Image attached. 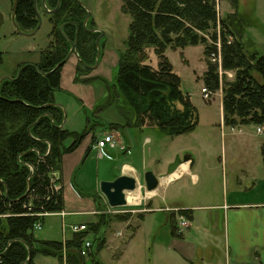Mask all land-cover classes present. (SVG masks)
I'll list each match as a JSON object with an SVG mask.
<instances>
[{"label":"trees","instance_id":"obj_1","mask_svg":"<svg viewBox=\"0 0 264 264\" xmlns=\"http://www.w3.org/2000/svg\"><path fill=\"white\" fill-rule=\"evenodd\" d=\"M58 1L46 0L48 9L58 8L53 13L46 12L51 24L50 39L38 63L21 64L11 78L0 83V264H34L38 252L58 256L61 264L63 260L64 264H85L79 250L90 232L93 248L88 257L92 264H102L98 253L105 244L102 228L108 220L103 214L87 224V231L73 234L65 242L38 240L32 233L36 214L63 210L62 190L51 189L50 173L59 171L62 155L73 152L95 130L89 117L80 134L64 129L63 111L53 99L54 92L61 90V71L71 45L76 44L79 79L81 70L96 62L99 36V32L84 28L87 12L77 0ZM229 1L236 8L237 0ZM215 3L216 0H122V10L130 23L126 49L118 61L116 97L121 96L134 113L131 125L155 126L169 136L185 134L196 127L197 109L189 95L181 91L180 78L165 50L205 45L206 36L216 41ZM15 20L21 31L34 30L38 23L34 0H17ZM219 24L222 68L233 71L234 78L221 82L216 66L209 65L203 75L204 87L211 93L221 90L224 125H264V55L247 50L236 37L228 40L235 36L234 32L224 20ZM211 50L206 49V54ZM151 52L157 58L156 67L149 63ZM2 60L0 52V64ZM5 122L15 126L14 131L1 132ZM110 126L112 130L121 127ZM68 138L71 142L65 145ZM262 154L264 161V148ZM171 216L175 230L177 220L174 213Z\"/></svg>","mask_w":264,"mask_h":264},{"label":"rangeland","instance_id":"obj_2","mask_svg":"<svg viewBox=\"0 0 264 264\" xmlns=\"http://www.w3.org/2000/svg\"><path fill=\"white\" fill-rule=\"evenodd\" d=\"M77 1L85 8L87 15L89 14L86 20L87 30L94 29L99 32L96 67L82 69L79 79L75 74V79L71 77V80L65 82V85L69 84L67 89L56 91L54 95L58 101L63 103L65 118L69 117L71 120L69 127L67 123L69 132L82 133L87 127V117L90 118L95 131L102 133L101 136L111 134L110 124H119L121 128L118 133L129 148L121 150L120 147L123 146L121 144L118 149L123 153H120L118 149H109L108 153H104L103 150L100 151L96 148L92 149L88 156H85L81 167L75 169L71 174L69 185L64 184V186L66 185L64 200L68 210L84 209L85 207L82 205L85 202L94 200L96 216L103 214L108 217L106 226L102 228L103 236L107 235L109 228L135 226L145 210L150 207V199L146 198V195L150 196V193L154 192V190L148 192L145 188L143 178L145 172L151 171L157 177L163 175L160 179L163 181L168 165L176 157H179L181 161L185 157H189V167L192 173L199 177L197 184L192 183L191 176L185 177L191 189L201 186L203 172H210V168L214 173L212 186L217 187L216 196L221 195V165L224 166L227 178L232 181L238 176L242 179V183L250 182V179L264 182V167L261 165L262 154L260 152L264 147V125L254 123L224 125L221 120L223 117L221 90L212 93L208 99L203 98L201 93V89L204 87V72L209 65L211 67L213 65L205 50L214 48L215 43L221 40L219 20H224L229 24L228 28L235 34V36H229L228 40L236 37L247 50L254 51L258 56L264 55V0H237L236 8L231 5L229 0H216L218 19L216 41L206 36L205 45H189L181 49L166 48L165 55L169 59L173 71L180 78L181 91L189 95L191 103L198 112L196 127L190 132L177 136L166 135L155 126L138 128L131 125L134 122V113L121 96L116 97L118 61L120 54L126 49L130 23V17L122 10V0ZM40 4L41 7L38 9L42 18L40 28L34 35H20L16 32L11 18L13 0H0V52L3 58L0 64V83L4 79H1L2 77H12L21 64L38 63L41 50L47 47L51 24L42 5V0H40ZM150 57L149 63L156 67V56L151 52ZM71 62L73 61L70 60L66 64L65 69L71 68L72 70L75 67ZM77 65L79 66V62ZM226 72L227 74L221 76V82L223 79L233 80L234 72L228 70ZM4 125L1 132L8 133L15 129V126L10 125L9 122H5ZM257 127L262 128V132L259 133ZM1 135L4 134L1 133ZM70 142L71 138H68L65 145ZM123 163L133 165L139 175L136 180L137 190L141 192V201L138 205L131 203L124 207L111 208L100 193L99 184L101 181L115 179ZM186 169L187 165L183 163L175 172L182 173ZM255 172L257 175L252 179L251 174ZM181 173H179L180 176ZM59 184L61 186L60 181ZM156 189L162 191L160 182ZM230 191L229 188V193ZM93 194L95 195L93 196ZM155 202H161L160 198L157 197ZM1 218L2 223L5 224V217ZM94 220L95 216L89 214L66 217V223L70 221L91 223ZM146 220L145 231L141 233L143 236L147 238V231L153 230L156 224L158 230L154 233L164 236L165 230L159 231L164 222L162 213L151 215ZM32 233L36 239L42 241H62L63 236L67 240L73 236L69 230L65 231L62 228L60 216L46 217L42 227L33 229ZM87 238L92 239L93 233H88L84 239ZM138 238H140L137 240L138 243H145L146 238L143 242L142 237ZM33 261L36 264H60L58 256L43 252L36 253ZM85 264H92L89 257L85 258Z\"/></svg>","mask_w":264,"mask_h":264},{"label":"crops","instance_id":"obj_3","mask_svg":"<svg viewBox=\"0 0 264 264\" xmlns=\"http://www.w3.org/2000/svg\"><path fill=\"white\" fill-rule=\"evenodd\" d=\"M70 60L75 67L72 70L65 69ZM78 62L79 59L75 54H71L66 60L61 71V90L59 91L67 89L69 84L65 85V82L71 80V77L75 79ZM3 78L5 77L1 79ZM53 99L65 116L63 103L58 101L55 95ZM221 120L223 122V117ZM67 123L69 127L71 120L69 117H64L62 127L66 130ZM118 131L119 129L112 130L114 144H107L102 149L104 153L109 149H118L121 144L129 148ZM101 134L95 130L90 131L73 152L63 154L61 157V166L57 175L61 183L64 214L49 216H60L61 226L65 231H70V226L73 225L89 224L72 221L66 223V217L69 215L89 214L95 216L93 222L97 219L94 200L85 202L82 205L84 209L68 210L64 200V188L69 185L68 181L74 170L81 167L85 156H88L92 149H96L95 141ZM263 148L260 151L261 154ZM118 151L120 152L119 149ZM185 164L187 169L180 172L181 176L170 180L166 175L163 181H159L160 186L162 185L161 192L156 189L150 196L145 193L146 198L150 199V207L145 210L135 226L127 225L123 228L117 226L108 229L107 235L104 236L105 244L98 253L102 264H264V185L260 186L264 182L250 179V182L242 183V179L238 176L232 181L227 178L224 166L221 165V195L216 196L217 187L212 186V176H214L212 170L209 168L210 172H203L201 186L191 189L185 177L191 176L193 184H197L199 177L192 173L188 162ZM261 165L264 167L263 154ZM256 173L251 174L252 179L255 178ZM120 175L134 178L139 176L135 167L129 163L121 165L117 176ZM157 197L161 202H155ZM181 212L187 213L184 215L187 223L185 226H180L177 221L176 229L173 230L171 214L174 213L177 220ZM158 213H162L164 218L159 231L165 230V234L159 236L154 233L158 230L156 224L153 230L147 231L146 238L141 234L145 231L146 219ZM46 217L43 219V224ZM139 236L142 237V242L146 238L145 243H138ZM63 238L62 242H65L67 239L65 236Z\"/></svg>","mask_w":264,"mask_h":264},{"label":"water","instance_id":"obj_4","mask_svg":"<svg viewBox=\"0 0 264 264\" xmlns=\"http://www.w3.org/2000/svg\"><path fill=\"white\" fill-rule=\"evenodd\" d=\"M46 0H42V5L44 7V9L46 10V12H55L57 10L58 7H56L53 10H50L46 7L45 4ZM60 2V0L58 1V3ZM16 4H17V0H13V5H12V22L13 25L16 29V32L20 35L25 34V35H34L37 30L40 28L41 23H42V18L41 15L38 11L37 8V0H34V9L37 15V19H38V23L37 26L34 28V30H32L31 32H24L21 31L16 23L15 20V8H16ZM89 14L87 15L86 20L88 19ZM84 28L87 30L86 25L84 23ZM60 29H62V26L60 27ZM88 31H96L94 29L88 30ZM99 40L100 37L98 36L96 39V46L98 49V44H99ZM71 54H75L77 55V50H76V44H72L71 48L69 50L68 56L66 58V60L68 59V57ZM98 55V54H97ZM66 62V61H65ZM91 68H95L96 64L94 66H90ZM20 70H18L17 72V76L19 75ZM7 79L11 78V77H5ZM65 117V116H64ZM39 157L42 158L44 157V155L39 154ZM190 160L189 157H185L183 159V161H181L179 159V157H176L169 165L167 168V172L166 175H170L173 172H175L178 167L183 164V163H187ZM30 175H32V173H30ZM163 177V175H159L158 177L155 176L151 171H146L144 174V184H145V188L147 191H153L157 188V186L159 185V181L160 179ZM137 188V180L136 178L132 177V176H128V175H120L117 176L115 179L111 180V181H101L99 184V191L100 193L103 195V197L105 198L107 204L109 207L111 208H118V207H124L127 205V201H126V192H131L134 191ZM29 259V258H28Z\"/></svg>","mask_w":264,"mask_h":264},{"label":"built area","instance_id":"obj_5","mask_svg":"<svg viewBox=\"0 0 264 264\" xmlns=\"http://www.w3.org/2000/svg\"><path fill=\"white\" fill-rule=\"evenodd\" d=\"M208 56H209V61L214 66L217 67V73H218L219 79L221 81V76L223 74L224 75L227 74V72H226V70H223V68H222L221 43H220V41L218 43H215V47L213 48V50H211L209 52ZM201 93H202L203 98H206V99H208L209 96L212 95V93L209 90H207L205 87H203L201 89ZM257 131L260 133L262 131V128L257 127ZM107 144H110V145L114 144V139H113L112 134H105V135L98 137L95 141V148L102 150V149H104V147ZM120 148H121V150L127 149L124 146H121ZM29 169L31 171H33L32 166H29ZM58 179H59V177L57 175V171H53L50 173V186L54 192H57L61 189V186L59 184ZM52 214L63 215L64 213L63 212H41V213L36 214L35 217H37V220L33 224V229H40L43 225V219L47 215H52ZM177 221H178V224L180 226H185L187 223V220L183 215H179ZM84 231H87V225L86 224L70 226V232L73 234L81 233ZM92 248H93L92 240L88 239V238L84 239L83 243L80 247V250H79L80 255L83 258H87L90 255Z\"/></svg>","mask_w":264,"mask_h":264},{"label":"bare ground","instance_id":"obj_6","mask_svg":"<svg viewBox=\"0 0 264 264\" xmlns=\"http://www.w3.org/2000/svg\"><path fill=\"white\" fill-rule=\"evenodd\" d=\"M127 166H125L126 168ZM186 167V166H185ZM180 173V172H179ZM178 171L175 172L174 174H170L168 175V179H174V178H177L179 177ZM149 192V191H148ZM151 192V191H150ZM150 194H154V192L150 193ZM126 201H127V204H131L133 203V205H138L141 201V195L139 193V191L137 190V188L134 190V191H131V192H126ZM135 203V204H134Z\"/></svg>","mask_w":264,"mask_h":264}]
</instances>
